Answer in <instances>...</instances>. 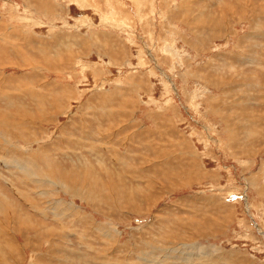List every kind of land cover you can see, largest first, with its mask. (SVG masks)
<instances>
[{
    "label": "rangeland",
    "instance_id": "1",
    "mask_svg": "<svg viewBox=\"0 0 264 264\" xmlns=\"http://www.w3.org/2000/svg\"><path fill=\"white\" fill-rule=\"evenodd\" d=\"M171 262L264 264V0H0V264Z\"/></svg>",
    "mask_w": 264,
    "mask_h": 264
},
{
    "label": "bare ground",
    "instance_id": "2",
    "mask_svg": "<svg viewBox=\"0 0 264 264\" xmlns=\"http://www.w3.org/2000/svg\"><path fill=\"white\" fill-rule=\"evenodd\" d=\"M258 19V18H257ZM243 99V98H242ZM241 101V100H240ZM245 103V102H244ZM241 114V113H240ZM30 167V166H29ZM28 170H30V168L28 169ZM28 173V172H27ZM38 177V176H37ZM39 178V177H38ZM39 180V179H38ZM32 182V181H31ZM57 183V182H56ZM37 193V192H36ZM24 195V194H23ZM22 195V196H23ZM92 196H90V198H91ZM29 198V197H28ZM31 199V198H30ZM94 199V198H93ZM33 200V199H32ZM35 208V207H34ZM72 208V207H71ZM34 230V229H33ZM27 247V246H26ZM18 249V248H17ZM21 255V254H20ZM169 264V263H168ZM171 264H172V262H171Z\"/></svg>",
    "mask_w": 264,
    "mask_h": 264
}]
</instances>
